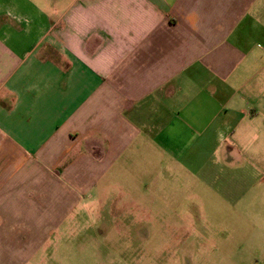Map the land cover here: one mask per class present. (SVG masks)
<instances>
[{
    "label": "crops",
    "instance_id": "obj_1",
    "mask_svg": "<svg viewBox=\"0 0 264 264\" xmlns=\"http://www.w3.org/2000/svg\"><path fill=\"white\" fill-rule=\"evenodd\" d=\"M149 170L214 207L227 259L264 254V0H0V264Z\"/></svg>",
    "mask_w": 264,
    "mask_h": 264
},
{
    "label": "rangeland",
    "instance_id": "obj_2",
    "mask_svg": "<svg viewBox=\"0 0 264 264\" xmlns=\"http://www.w3.org/2000/svg\"><path fill=\"white\" fill-rule=\"evenodd\" d=\"M171 175L162 174L158 182L154 170L140 175L120 172L98 191L91 190L93 199L71 200L74 217L63 224L61 237L51 236L54 248L43 264H228L220 252L226 244L217 236L226 231L225 225L209 219L214 207L207 200L186 199L185 186L177 189L184 197L165 200L163 191L169 192L174 181ZM85 189H75L74 195L85 199L90 193ZM200 202L205 203L206 220L199 214ZM228 255L234 257L229 264H264L261 253Z\"/></svg>",
    "mask_w": 264,
    "mask_h": 264
}]
</instances>
